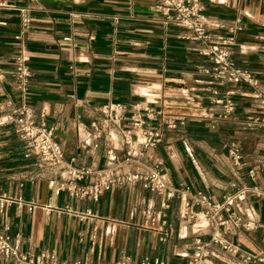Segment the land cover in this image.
<instances>
[{"label":"crops","instance_id":"1","mask_svg":"<svg viewBox=\"0 0 264 264\" xmlns=\"http://www.w3.org/2000/svg\"><path fill=\"white\" fill-rule=\"evenodd\" d=\"M8 1L0 8V111L25 105L36 119L56 124L67 161L106 166L110 144L118 147L122 158V131L131 125L136 103L144 116V109H165L169 103L199 104V114H188L175 128L147 120V125L161 129L163 139L139 160L160 161L168 184L199 190L216 200L231 191V183L264 186V123L257 120L264 117L260 99L248 86L218 84L199 71L212 67L201 53L204 45L186 28L166 25L151 8L155 0ZM203 3L210 19L223 25L213 29L215 40L230 35V27H242L235 33L232 58L258 77V90L264 94V0ZM22 48L30 56L26 93L14 85L15 57ZM213 87L232 92L236 111L231 120L214 118L221 107L212 101ZM166 97L179 99L167 102ZM109 102L127 106L119 124L101 111ZM94 125L100 137L80 143L78 128L94 133ZM231 143L239 145L240 166L226 148ZM251 169L257 171L255 180ZM66 178L63 164L47 166L34 155L26 156L25 143L12 127L0 128V232L18 240L26 253L50 250L67 262L113 264L128 258L138 263L149 257L168 264L187 263L196 234L179 216V197L164 199L137 183L114 186L93 200L58 190ZM237 208L254 227L232 224L225 236L242 249L257 252L264 246V196L249 192ZM147 211L163 216L152 222ZM211 232L208 226L197 234L209 239ZM214 249L219 256H212L208 264H243L240 256ZM0 264L15 262L0 255Z\"/></svg>","mask_w":264,"mask_h":264},{"label":"built area","instance_id":"2","mask_svg":"<svg viewBox=\"0 0 264 264\" xmlns=\"http://www.w3.org/2000/svg\"><path fill=\"white\" fill-rule=\"evenodd\" d=\"M8 0H0V8L7 7ZM151 8L164 17L166 25L184 27L191 33V37L204 46L201 53L207 56L212 67H200L199 71L209 75L218 84H243L252 89L253 96L260 99L264 109V94L258 90L259 79L253 73L239 67L232 58L231 47L236 42L235 33L242 27L236 25L230 27V35L222 40L213 38V29L223 25L213 21L205 13L203 0H155ZM31 19L26 16L24 22L30 24ZM30 56L25 48H22L15 57L14 85L17 89L26 93L28 91L31 68ZM214 104L219 105L220 112L214 117L216 121H229L236 111V102L232 92H221L217 87L211 90ZM201 109L199 104H194ZM126 105L121 102H109L101 107L105 117L119 124L123 118ZM142 107L136 103L131 112V125L122 131L125 154L121 158L116 149L110 144L107 150L108 163L103 167L77 166L73 161H67L64 149L58 139L59 127L49 123L46 119H36L33 111L25 106H10L0 111V128L11 126L14 133L25 143V155H34L41 163L47 166L63 164L66 168L67 178L59 186L58 190L67 189L72 196L97 200L107 190L117 185H135L139 183L144 189H149L164 199L179 197L181 219L190 223L196 234L193 239V252L186 264H208L210 258L218 257L219 253L214 247L229 252L232 256H240L243 264H264V246L257 252L242 249L232 243L225 236V231L230 225H241L247 229L254 227L250 220L244 221L237 208L238 203L246 199L249 192L261 197L264 196V186L238 187L230 184L231 191L223 199L216 200L210 195L191 190L188 187L168 184L163 177L162 163L156 161L149 163L139 160V155L156 147L163 139L161 129L147 125V120L158 121L168 128H175L179 123L183 124L188 114H199V111H182L172 109L147 108L146 115L142 114ZM264 123V117L257 118ZM250 124V123H249ZM251 125V124H250ZM95 132L78 128V141L88 143L92 138H99L98 127L94 125ZM139 146H142L140 148ZM228 153L236 166L243 163V157L237 143L226 145ZM131 165H137V169H127ZM139 165V169H138ZM249 175L257 178V171L251 169ZM6 202L10 201L4 198ZM4 204L2 203V206ZM164 205H166L164 203ZM35 204L31 203L32 210ZM149 213L150 221L161 218L163 213ZM210 226L212 232L209 239L202 238L199 230ZM0 255L11 258L15 264H85L76 260L67 262L58 259L55 252L45 250L40 254L26 253L21 249L18 240H12L11 236L0 232ZM113 264H168L165 260L149 257L143 258L138 263H132L128 258L116 261Z\"/></svg>","mask_w":264,"mask_h":264},{"label":"water","instance_id":"3","mask_svg":"<svg viewBox=\"0 0 264 264\" xmlns=\"http://www.w3.org/2000/svg\"><path fill=\"white\" fill-rule=\"evenodd\" d=\"M179 98L177 97H166L167 102L171 101V100H178ZM165 109H178V110H182V111H199L200 109L198 107H196L195 105H191V104H165L164 105Z\"/></svg>","mask_w":264,"mask_h":264}]
</instances>
